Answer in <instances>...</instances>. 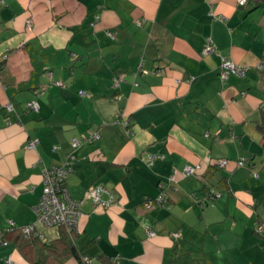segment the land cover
Here are the masks:
<instances>
[{"label":"crops","instance_id":"crops-1","mask_svg":"<svg viewBox=\"0 0 264 264\" xmlns=\"http://www.w3.org/2000/svg\"><path fill=\"white\" fill-rule=\"evenodd\" d=\"M206 38L217 53H201ZM221 55L248 70L221 82ZM94 130L98 140L72 150ZM67 161L81 200L70 233L34 212L41 163ZM97 185L116 202L85 198ZM30 224L32 243L10 231ZM260 226L264 2L0 0V264H80L69 246L91 264H264Z\"/></svg>","mask_w":264,"mask_h":264},{"label":"built area","instance_id":"built-area-1","mask_svg":"<svg viewBox=\"0 0 264 264\" xmlns=\"http://www.w3.org/2000/svg\"><path fill=\"white\" fill-rule=\"evenodd\" d=\"M246 0H237L238 5H244ZM97 18V17H96ZM30 21H27L29 24ZM137 24H140V21H137ZM203 55L209 53H217L216 47L213 45L212 41L209 38H206L205 44L201 49ZM248 70V66L240 65L232 61L226 56H220L219 63V79L221 82H225L230 75L242 76ZM51 76V73H49ZM57 86H63V83L60 81H53ZM119 79H115L114 85H118ZM80 94L83 95L84 91H80ZM242 94H245L244 92ZM116 99L120 98V95H116ZM25 107L27 109L37 110L39 104L37 100H31L26 102ZM5 108L7 111H11L13 106L11 103H6ZM123 126L127 134H130L132 131L129 127V122L127 120L122 121ZM100 138L98 130H94L87 136L73 137L71 139L70 146L72 150L78 149L83 143H91ZM37 144L36 140H31L28 142L27 147L32 149ZM56 148V146L54 147ZM162 154H148L146 159L149 162H153L155 159H162ZM246 159H240L236 163L242 165ZM227 164L226 159H218L217 166L223 167ZM72 170L71 162L67 161L64 164L60 165H46L41 163L40 175L42 183V193L39 201L34 206V212L36 214L37 221L47 227H65L66 230L70 233L76 231L80 210L79 206L81 200L73 199L69 195V190L67 188V177ZM183 176L192 175L194 169L190 165H185L182 169ZM172 176L170 180H172ZM104 191L102 186H89L84 193V197L92 201L93 205H102L103 207H108L111 204L116 202L114 196L111 193H108V198L105 200L101 199V193ZM165 201L164 194H159L155 199L151 200L146 204V207L150 206L151 203H162ZM21 233L28 238L32 233H35L34 225H25L19 228ZM258 232L263 234L264 228L260 226ZM147 234L149 236L154 235L153 231L148 230ZM173 236L176 238L179 236L178 233H174ZM1 239V231H0ZM2 244L7 242L0 240ZM117 261V260H116ZM80 264H91V258L87 255L81 257Z\"/></svg>","mask_w":264,"mask_h":264},{"label":"trees","instance_id":"trees-1","mask_svg":"<svg viewBox=\"0 0 264 264\" xmlns=\"http://www.w3.org/2000/svg\"><path fill=\"white\" fill-rule=\"evenodd\" d=\"M123 120H125V119H122L121 114L119 113V114H117V116H116L114 122H115V123H121V124L123 125V123H122ZM128 122H129V121H128ZM97 140H98V139H97ZM95 141H96V140H95ZM92 142H93V141H92ZM211 194H212V193H211ZM212 195L215 196V193H213ZM214 196H212V198H213ZM151 200H153V199H151ZM151 200H147V201L145 202V204L149 203ZM18 229H19V228H13V229H10V231H12V230H18ZM19 230H20V229H19ZM5 234H6V232L1 231V239H0V240L7 242L6 239H5ZM20 235H21V239H23L24 241H27V242L32 243V241L34 240V237L36 236V233H32L28 238H26V237L21 233V231H20ZM67 241H68V240H67ZM68 242H69V241H68ZM0 243H1V241H0ZM1 244H2V243H1ZM6 244H7V243H6ZM6 244H5V245H6ZM46 245H47L46 243L43 244V246H46ZM47 247H49V246H47ZM69 249H70L71 254H73L75 257H77V259L79 260V263H80V262H81V257L84 256V255H79V254L74 250V248H73L72 246H69ZM87 256H88V255H87Z\"/></svg>","mask_w":264,"mask_h":264},{"label":"water","instance_id":"water-1","mask_svg":"<svg viewBox=\"0 0 264 264\" xmlns=\"http://www.w3.org/2000/svg\"><path fill=\"white\" fill-rule=\"evenodd\" d=\"M253 1H256V2H264V0H253Z\"/></svg>","mask_w":264,"mask_h":264}]
</instances>
